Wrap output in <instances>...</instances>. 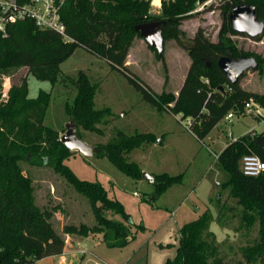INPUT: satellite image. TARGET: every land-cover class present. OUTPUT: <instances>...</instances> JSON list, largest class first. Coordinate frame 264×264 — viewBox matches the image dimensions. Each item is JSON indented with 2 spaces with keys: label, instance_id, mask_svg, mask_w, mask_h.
<instances>
[{
  "label": "trees",
  "instance_id": "obj_1",
  "mask_svg": "<svg viewBox=\"0 0 264 264\" xmlns=\"http://www.w3.org/2000/svg\"><path fill=\"white\" fill-rule=\"evenodd\" d=\"M198 1L203 0H161L158 13H152L150 0H63L60 15L68 40L56 31L37 27L29 18L8 24L4 33L0 31V264H32L46 256L61 255L67 234L87 237L98 233L108 246H120L130 240L128 214L123 204L110 197L101 183L78 178L64 163L73 151L63 144L56 129L43 123L50 93L39 90L36 97H29L27 77L12 83L6 93H2V76L26 67L28 74L53 82L60 71V63L81 46L120 71L150 104L187 118L188 129L198 139L204 138L228 112L240 113L248 101L264 109V93L246 90L239 81L230 82L217 65L218 58L223 55L231 58L252 56L257 61L254 69L264 71V56L239 47L233 36H249L233 30L228 20L230 9L244 3L253 5L255 17L264 21V0H220L218 7L224 19L215 41L202 27L191 38L184 37L179 28L183 19L196 14L193 10ZM156 19L164 21L161 25L163 42L174 39L190 58L177 93L153 91L132 74L126 64L134 37H141L135 25ZM261 37L250 38L260 40ZM150 48L162 58V51ZM74 83L77 93L72 104L66 105V110L75 121L76 134L81 138L79 128L95 131L96 124L109 111L95 108L97 84L92 83L85 72L80 70ZM153 138L152 133L127 135L117 130L107 143L92 145L93 155L106 156L125 174L139 179L140 168L134 161H128L126 155ZM246 154H255L264 161V130L232 137L218 153L215 163L225 173L219 184L240 206L242 224L249 228L255 221L259 223L257 239L239 247L240 254L246 264H264V171L256 176L244 174L240 161ZM22 161L50 166L87 199L93 223H68L61 231L56 230L51 221L54 211L36 203L34 184L24 172ZM176 181L175 176L166 172L155 174L152 198ZM219 201L220 197L216 218L224 207ZM108 214H120L122 220ZM211 220L212 215L206 209L182 224L176 253L165 264H226L209 239Z\"/></svg>",
  "mask_w": 264,
  "mask_h": 264
},
{
  "label": "rangeland",
  "instance_id": "obj_2",
  "mask_svg": "<svg viewBox=\"0 0 264 264\" xmlns=\"http://www.w3.org/2000/svg\"><path fill=\"white\" fill-rule=\"evenodd\" d=\"M151 5V12L158 13L159 6ZM222 19L218 4L212 5V8H203L194 16L183 19L179 28L184 37L191 38L202 27L205 34L215 41ZM261 35L260 40L242 35L233 36V39L244 50L264 56V34ZM126 64L128 70L153 91L177 93L190 58L174 39H165L160 59L142 37L136 36L129 48ZM80 70L92 83L97 84L95 108H107L109 111L96 124L95 131L79 128L81 139L95 145L107 143L117 130L127 135L152 133L153 140L134 148L126 159L134 161L141 172L152 175L166 172L177 180L152 198L154 182L132 178L106 156H88L72 150L64 163L78 178L101 183L110 197L123 204L128 214L129 241L120 246H108L100 234H90L85 241L87 249L108 264H165L176 253L179 227L207 209L212 215L209 239L217 246L226 264H246L239 247L252 244L257 239L259 223L255 221L246 228L240 221V206L217 183L224 180L225 173L218 169L213 153L218 154L227 141L250 131L253 126H256V131L264 130V124L255 118L257 113L264 115V109L250 101L253 103L252 115H235L230 120L224 117L204 138L198 139L187 128V118L182 119L179 113L174 114L150 104L120 71L81 46L60 63L55 81L37 78L28 74L26 67H20L2 76V93L24 77H27L29 97H36L39 90L49 92L43 123L61 135L71 120L66 105L72 104L77 93L74 80ZM239 84L246 90L264 93V71L249 69L240 78ZM21 166L33 181L36 203L42 208L53 209L51 221L56 230L61 231L63 225L68 223H93L87 199L50 166L34 165L27 161H22ZM219 197V203L224 207L220 217L216 218ZM108 216L122 220L120 214ZM67 238L64 252L68 254L62 264H93L87 259L92 257L90 255L81 261L78 253L73 256L79 249L76 240H85L86 237L82 239L67 234ZM57 259V256L51 255L32 264H59Z\"/></svg>",
  "mask_w": 264,
  "mask_h": 264
},
{
  "label": "built area",
  "instance_id": "obj_3",
  "mask_svg": "<svg viewBox=\"0 0 264 264\" xmlns=\"http://www.w3.org/2000/svg\"><path fill=\"white\" fill-rule=\"evenodd\" d=\"M152 1L153 0H150V3L153 4ZM219 1L220 0L198 1L194 11H200L211 5H217ZM62 2L63 0H0V31L4 33L8 24L16 22L17 20L29 18L33 20L37 27L56 31L61 34L64 39L68 40L69 36L66 33L65 25L60 15ZM160 2L161 0H158L156 6H160ZM252 105L253 103L248 101L244 104L243 110L240 113L236 114L234 111H230L226 114L225 118L230 120L235 115H252ZM257 114L260 115L258 118L259 123L264 124V115H261L260 113ZM186 126L188 128L189 120H187ZM255 130L256 128L253 127L250 131L253 132ZM213 156L217 158L218 154L214 152ZM240 167L244 174L256 176L264 171V161L255 154H246L240 161ZM217 183L219 182L217 181ZM76 253L80 256L89 254L92 256L89 257V260L92 261L93 264H108L92 254L87 249L86 244L82 243L79 249L76 250ZM67 254L68 253L63 252L61 255H58V261L62 263L65 262Z\"/></svg>",
  "mask_w": 264,
  "mask_h": 264
},
{
  "label": "water",
  "instance_id": "obj_4",
  "mask_svg": "<svg viewBox=\"0 0 264 264\" xmlns=\"http://www.w3.org/2000/svg\"><path fill=\"white\" fill-rule=\"evenodd\" d=\"M224 19V18H223ZM229 23L233 30L239 33H245L249 37L264 34V21L255 17V7L250 4L240 3L233 6L228 15ZM162 20H150L135 25V30L150 47H154L158 52L163 49ZM218 67L225 74L227 79L235 83L239 81L243 73L249 69L257 67V61L252 56L231 58L229 56H220L217 60ZM60 140L69 150H77L84 155H93V146L85 143L76 134V124L70 120L66 125V130L60 135ZM141 178L154 182V175L142 172Z\"/></svg>",
  "mask_w": 264,
  "mask_h": 264
},
{
  "label": "crops",
  "instance_id": "obj_5",
  "mask_svg": "<svg viewBox=\"0 0 264 264\" xmlns=\"http://www.w3.org/2000/svg\"><path fill=\"white\" fill-rule=\"evenodd\" d=\"M261 115H262V114H261ZM253 127L256 128V126H253ZM253 127H252V128H253ZM69 238H70V237H69ZM69 238H67L66 240H69ZM81 238L83 239V238H85V237H81ZM88 238H89V236H87V237L85 238V240H79V239H78V240H76V244L80 247L82 243H83V244H86L85 241H86ZM78 243H79V244H78ZM86 247H87V244H86ZM64 248H65V247H64ZM88 250H89V249H88ZM89 251H90V250H89ZM70 252L73 254V251H70ZM90 252H91V251H90ZM72 254H71V255H72ZM76 254H77V253L74 252V255H73V256H77ZM92 254H93V253H92ZM88 255H89V254H85L83 257H82V256H78L79 261H81L82 259H84V258H85L86 256H88ZM87 259L89 260V258H87ZM57 261H58V259H57ZM58 263H59V264H62V262H59V261H58ZM63 263H65V262H63Z\"/></svg>",
  "mask_w": 264,
  "mask_h": 264
},
{
  "label": "bare ground",
  "instance_id": "obj_6",
  "mask_svg": "<svg viewBox=\"0 0 264 264\" xmlns=\"http://www.w3.org/2000/svg\"><path fill=\"white\" fill-rule=\"evenodd\" d=\"M155 1H158V0H153V3H154Z\"/></svg>",
  "mask_w": 264,
  "mask_h": 264
}]
</instances>
